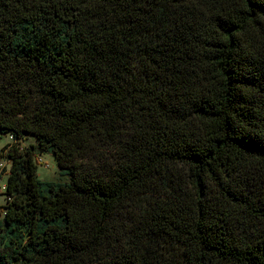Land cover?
I'll list each match as a JSON object with an SVG mask.
<instances>
[{
	"label": "trees",
	"instance_id": "trees-1",
	"mask_svg": "<svg viewBox=\"0 0 264 264\" xmlns=\"http://www.w3.org/2000/svg\"><path fill=\"white\" fill-rule=\"evenodd\" d=\"M0 132V264H264V0H0Z\"/></svg>",
	"mask_w": 264,
	"mask_h": 264
},
{
	"label": "rangeland",
	"instance_id": "rangeland-1",
	"mask_svg": "<svg viewBox=\"0 0 264 264\" xmlns=\"http://www.w3.org/2000/svg\"><path fill=\"white\" fill-rule=\"evenodd\" d=\"M35 139L33 135L27 134L23 135V138L21 140L22 145H27L30 142H34ZM11 142V136L6 133L0 132V153L4 154L5 152L2 151L3 147ZM37 162V175L40 180L43 181H67L68 176L65 174H62L53 158V156L50 153H41L36 158ZM8 168V164L4 167L3 170L0 172V184L4 183L6 180V171ZM4 201V195L0 193V203Z\"/></svg>",
	"mask_w": 264,
	"mask_h": 264
},
{
	"label": "built area",
	"instance_id": "built-area-1",
	"mask_svg": "<svg viewBox=\"0 0 264 264\" xmlns=\"http://www.w3.org/2000/svg\"><path fill=\"white\" fill-rule=\"evenodd\" d=\"M6 164H7V163H6L5 160L0 159V171H1V169H2ZM4 187H5L4 183L0 184V190H4Z\"/></svg>",
	"mask_w": 264,
	"mask_h": 264
}]
</instances>
